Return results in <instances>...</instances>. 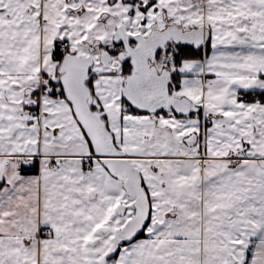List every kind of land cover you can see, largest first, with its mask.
Segmentation results:
<instances>
[{
	"label": "snow or ice",
	"instance_id": "6c2138e0",
	"mask_svg": "<svg viewBox=\"0 0 264 264\" xmlns=\"http://www.w3.org/2000/svg\"><path fill=\"white\" fill-rule=\"evenodd\" d=\"M0 264H264V0H0Z\"/></svg>",
	"mask_w": 264,
	"mask_h": 264
}]
</instances>
